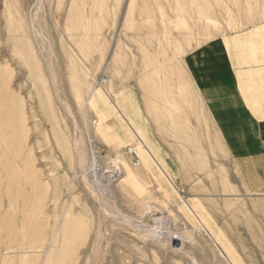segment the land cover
I'll use <instances>...</instances> for the list:
<instances>
[{"label":"rangeland","instance_id":"374dc122","mask_svg":"<svg viewBox=\"0 0 264 264\" xmlns=\"http://www.w3.org/2000/svg\"><path fill=\"white\" fill-rule=\"evenodd\" d=\"M263 18L264 0H0V264H230L211 226L228 163L187 137L164 177L132 95L169 104L181 60Z\"/></svg>","mask_w":264,"mask_h":264},{"label":"crops","instance_id":"0c3cea01","mask_svg":"<svg viewBox=\"0 0 264 264\" xmlns=\"http://www.w3.org/2000/svg\"><path fill=\"white\" fill-rule=\"evenodd\" d=\"M205 50L181 60L187 73L171 83L169 104L142 109L132 95L131 133L143 136L151 161L165 163L164 177H173L177 153H188L187 137L226 161L228 175L212 192V236L230 264H264V18Z\"/></svg>","mask_w":264,"mask_h":264},{"label":"bare ground","instance_id":"6f19581e","mask_svg":"<svg viewBox=\"0 0 264 264\" xmlns=\"http://www.w3.org/2000/svg\"><path fill=\"white\" fill-rule=\"evenodd\" d=\"M115 165H117V164H115ZM93 167H94V165H93ZM93 167H91V168H93ZM99 168V167H98ZM119 168H120V166H119ZM93 170H94V168H93ZM121 170V168L118 170H115L116 171V175H118V174H120L121 172H122V170ZM100 172V171H99ZM112 178L114 179L115 178V176L113 177L112 176ZM150 211H152V210H150ZM155 212H156V214H158L159 213V215H156V217L155 216H153V217H150L149 218V220L150 221H153L157 226L159 225L160 226V224L162 225V224H164L165 222H166V219H164V217L166 216V215H164L163 214V212L161 211V214H160V210H158V209H155L154 210ZM150 214V213H149ZM153 215H155V213H152ZM152 214H151V216H152ZM158 226V227H159ZM152 227V226H151ZM151 227L147 224V223H140L139 225H137V228H139L142 232H149L150 230H151ZM136 228V227H135ZM153 228V227H152ZM139 230V231H140ZM150 234V233H149Z\"/></svg>","mask_w":264,"mask_h":264},{"label":"built area","instance_id":"2783aa9c","mask_svg":"<svg viewBox=\"0 0 264 264\" xmlns=\"http://www.w3.org/2000/svg\"><path fill=\"white\" fill-rule=\"evenodd\" d=\"M126 153H127V154H130V155H133V153H134V148H130V147H128V148L126 149ZM115 164H117V163H115ZM133 164H134V165L139 164L138 160L135 159ZM118 166H119V165L117 164V169L119 170Z\"/></svg>","mask_w":264,"mask_h":264}]
</instances>
